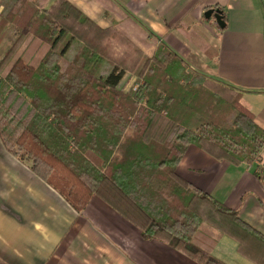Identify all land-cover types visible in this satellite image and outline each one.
Listing matches in <instances>:
<instances>
[{"label": "trees", "instance_id": "1", "mask_svg": "<svg viewBox=\"0 0 264 264\" xmlns=\"http://www.w3.org/2000/svg\"><path fill=\"white\" fill-rule=\"evenodd\" d=\"M106 7L99 21L72 0L50 8L5 0L0 46L16 31L0 57L3 146L78 213L98 198L144 239L198 264H225L213 256L224 236L241 256L264 264V235L177 173L190 146L235 166L254 163L264 129L240 93L189 70L146 33L153 49L130 70L136 88L127 89L129 69L110 61L107 44L125 37L123 16ZM34 41L47 51L30 62L25 55Z\"/></svg>", "mask_w": 264, "mask_h": 264}, {"label": "crops", "instance_id": "2", "mask_svg": "<svg viewBox=\"0 0 264 264\" xmlns=\"http://www.w3.org/2000/svg\"><path fill=\"white\" fill-rule=\"evenodd\" d=\"M72 1L99 21L107 5L129 16L150 42L171 49L189 70L240 93L264 129V0ZM209 10L222 11L224 28L214 16L205 17ZM177 173L264 235V149L254 163L235 166L190 146ZM213 256L225 264H253L227 236ZM0 264L198 263L164 242L144 239L98 198L78 213L0 140Z\"/></svg>", "mask_w": 264, "mask_h": 264}, {"label": "rangeland", "instance_id": "3", "mask_svg": "<svg viewBox=\"0 0 264 264\" xmlns=\"http://www.w3.org/2000/svg\"><path fill=\"white\" fill-rule=\"evenodd\" d=\"M10 1L11 0H7V4ZM36 3L42 8H50V6L55 3V0H36ZM4 7L5 0H0V13L3 11ZM125 16L126 15H123L121 19V24L123 25V30L121 31L125 34V37L120 40L117 36L116 38L109 40L107 44L110 46V52L108 54L110 61L115 63V65L119 64L122 68L129 69L123 78L122 84H127L126 88L131 89L136 86V77H132L130 70L151 54L153 46L146 41L145 32ZM15 31L16 29L11 30L7 34V39L0 51V57H2L3 53L13 44L15 40ZM138 50H140L141 53H138ZM46 51L47 46L41 45L39 41H34L28 48L25 59L30 62H35L40 59ZM71 56V54L68 55V57ZM110 67L111 66L108 64L105 65L106 69H110Z\"/></svg>", "mask_w": 264, "mask_h": 264}, {"label": "water", "instance_id": "4", "mask_svg": "<svg viewBox=\"0 0 264 264\" xmlns=\"http://www.w3.org/2000/svg\"><path fill=\"white\" fill-rule=\"evenodd\" d=\"M212 16H214L217 24L221 27L224 28L225 22H224V16L222 14L221 10H209L205 13V17L207 19H210Z\"/></svg>", "mask_w": 264, "mask_h": 264}, {"label": "built area", "instance_id": "5", "mask_svg": "<svg viewBox=\"0 0 264 264\" xmlns=\"http://www.w3.org/2000/svg\"><path fill=\"white\" fill-rule=\"evenodd\" d=\"M136 88V87H135Z\"/></svg>", "mask_w": 264, "mask_h": 264}]
</instances>
